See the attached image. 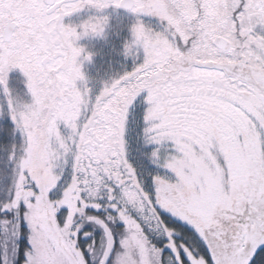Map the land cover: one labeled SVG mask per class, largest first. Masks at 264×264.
Segmentation results:
<instances>
[{"label": "snow or ice", "instance_id": "6c2138e0", "mask_svg": "<svg viewBox=\"0 0 264 264\" xmlns=\"http://www.w3.org/2000/svg\"><path fill=\"white\" fill-rule=\"evenodd\" d=\"M0 264H264V0H0Z\"/></svg>", "mask_w": 264, "mask_h": 264}, {"label": "rangeland", "instance_id": "374dc122", "mask_svg": "<svg viewBox=\"0 0 264 264\" xmlns=\"http://www.w3.org/2000/svg\"><path fill=\"white\" fill-rule=\"evenodd\" d=\"M114 15V14H112ZM115 16V15H114ZM87 18V17H86ZM85 19V18H82ZM82 19L72 20V23H79ZM132 17H124L127 23H131ZM127 33H124L126 36ZM121 36L120 39H116L112 36L110 30H106L105 37H86L80 41V44L84 46L89 52L93 53V58L91 62L84 63V70L87 75L94 77L96 79L106 80L110 78L113 74L117 72H122L124 70V65L130 69L131 61H124L119 55L120 44L124 38ZM10 79V87L23 91L20 81L22 80V75L19 71H13ZM142 99L138 98L139 101ZM140 108L134 109V111H139ZM138 153L136 151V145L133 143L130 149V159L134 162L137 161Z\"/></svg>", "mask_w": 264, "mask_h": 264}, {"label": "flooded vegetation", "instance_id": "af4514ba", "mask_svg": "<svg viewBox=\"0 0 264 264\" xmlns=\"http://www.w3.org/2000/svg\"><path fill=\"white\" fill-rule=\"evenodd\" d=\"M93 13L92 12H90V11H84V12H81V13H79V14H77V15H73V16H71V17H69V18H67L66 19V22H70V21H72V20H77V19H82V18H86V17H88L89 15H92ZM112 14H114V15H119V16H121V17H126V18H128V17H130V15L129 14H127L126 12H124L123 10H120L118 13H112Z\"/></svg>", "mask_w": 264, "mask_h": 264}]
</instances>
